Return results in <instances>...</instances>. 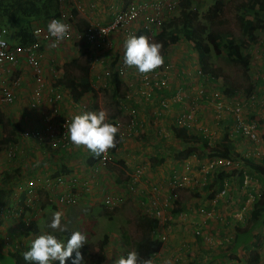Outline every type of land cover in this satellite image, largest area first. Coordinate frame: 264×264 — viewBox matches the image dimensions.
I'll list each match as a JSON object with an SVG mask.
<instances>
[{
  "label": "built area",
  "instance_id": "obj_1",
  "mask_svg": "<svg viewBox=\"0 0 264 264\" xmlns=\"http://www.w3.org/2000/svg\"><path fill=\"white\" fill-rule=\"evenodd\" d=\"M65 1L66 0H58L60 4L64 3ZM178 4L179 0H172L167 3L163 2L162 0H131L125 6L123 5L118 11H116L113 14L112 18L105 24L92 23L83 31L78 32L76 36L79 38L81 44L87 48L90 47L96 48V50L102 49L103 51H108L111 49V34L118 32L120 36L123 37V40H125L129 35H133V25L141 21L139 27L147 31L148 37L149 32L152 28H157L159 27V25H161V19L159 18V15L162 10L174 9L178 7ZM58 11L59 14L49 17L44 22L33 24L30 27L32 34L35 36V40L31 43H10L1 35L4 34L5 31L3 29L0 30V40L4 41V46H0V71H7L10 76L12 73V67L18 66L21 63H25L31 70V78L33 82L31 91L29 93H26V103L31 109H35L40 105L42 98H44L46 105L50 106L53 113H56V111L59 109L61 94L57 90L50 88V90H48V93L42 97L43 90L46 89L44 88L46 81L43 75L40 58L42 57L43 53L41 49L42 46H45L52 50H56L61 47L62 43L68 38L70 34V32L68 31L66 37L63 40L56 42L55 47L52 46L55 38L50 37L47 33V23L52 19H60L68 25V23L63 18L65 15V10L60 7ZM100 65L102 67V62H100ZM168 67L169 64L167 62L166 65H160L157 69L148 74H140L134 71V76H132V78L137 81L140 86H138L134 92H126L123 99L119 102V105L123 109H126L127 106L124 102L129 97H132V93L139 95L144 100H150L152 95L156 94V90L160 91L161 88H164L166 87V85H168V81H170L171 77V73L168 70ZM132 69L134 68H129L124 65L123 59L121 57L120 61L116 65H114L113 70H103L102 68V71L99 73L100 77L109 79V77H111V74L115 72L116 75L122 80L124 77L128 76L129 73H131L130 71H132ZM198 74H202L199 69ZM17 85H19V80L17 78L15 80H12L11 82L9 81L8 84L5 83V87L0 90V103L13 104L15 102L17 95H15L13 88ZM194 90L195 89H192L191 87L187 89L178 88L170 97H162L160 95L159 100L157 101L159 111L157 112L158 114L155 113L154 116L155 118L163 116V114L165 112L167 113V110H169V108L173 104H177L180 106L183 105L180 112L173 117L174 125L185 126L189 130H202L204 137L208 138V141L210 142V144H212V141H214L213 133L209 132L206 127L198 126V124H195V114L197 111L196 98L199 94L202 95L204 92L203 90ZM213 93H215L213 97H207L208 100L207 98L205 99L206 101H208V104L210 105L214 116L217 118V122H219L220 120L221 122L229 121L230 124L224 128L225 133H227V138L232 140V136H234V138L240 137L243 140L248 141L246 143L252 148L250 149L248 156L252 155L253 157H256L260 161V164L264 166V154L262 152L263 150H260V145L258 144L260 143L258 142L259 140L263 141L261 136L264 133V119L259 111L256 113L250 112V109H252V105L256 104L259 107L260 104H263L264 95L259 97L258 91L255 89L251 90L248 94L243 93L244 95H241L240 93H237L235 91L231 96L228 97L225 96L222 92ZM81 111H85V106H82L80 108V112ZM161 112L164 113L161 115ZM128 113L129 117L127 118V126L131 129L136 125L137 122L136 113L132 108L128 110ZM71 117L72 116L63 117L55 126L52 124L49 116H44L42 119V125L36 126L31 130L23 131L20 134V138H23L25 140H36L37 143L42 144L44 142L41 141L46 138L49 140L48 146L50 149L54 150L57 148H64L69 143L66 139L65 132L67 123L70 121ZM222 117H225L226 119L223 120L224 118ZM118 137H121V134H119ZM232 143L234 145V150L238 155L231 157L206 156L200 163H198L199 169L197 171V173L199 174L203 173L202 178L204 180H206L205 176L207 173L211 176L213 172L221 170H224L225 173L231 172L229 173L231 175L223 177L222 188L215 193L212 199L208 200L211 201V209L207 210L208 212L206 213V210L203 206L196 207L198 213L206 215V218L211 215L213 209L215 212L218 211L217 213L219 220L222 221V225L225 228V230L223 231L225 234L222 238L224 246H221V248L225 250L227 249V252H229L228 247L231 243V240L233 239L232 234L226 233L227 230H233L235 228L236 221L243 222L244 220L246 221L248 219L249 212L251 210L250 206L252 207L255 199V194L258 193H256L257 186L255 187L254 194L247 190V195L244 197L245 201H243L242 204H238L235 198V200L231 198L229 192L232 190V181L233 177H235L233 173L237 172L238 174H241L243 181V183L241 182L242 184H240L239 186H235L238 189V191L234 190L235 194H243L239 191H245L244 187L248 184L249 180V169L245 166L244 161H242V157L247 156L246 153L243 154L241 150H239L240 145H243V143H238L237 146L235 145V142ZM21 151L22 150L19 142H15L6 151V157L9 160L14 159L15 155L18 153L19 156V153H21ZM47 151L48 150H44V153L49 155L50 152ZM110 160L111 157L108 149L106 153L99 156L94 164L89 167V174L91 176L95 175L100 170V168L105 166L108 162H110ZM144 173L145 167L140 164L136 166L134 170L129 174L127 184L130 191L135 190L136 183L144 176ZM70 176L51 171L40 172L36 168H33L30 171V176L25 180V187H28L27 189L29 192L31 191L30 189L36 184H40L41 188L50 191L51 193H54L58 190V194L55 198L56 203L62 206H68L74 204L75 201H77V194L79 192L78 189L72 190L70 188L71 191L70 189L65 190V187L69 186L74 188L72 179L73 177L71 178ZM199 180L200 182L196 177L192 175V170H188V172L181 174H178L176 170L171 171L170 175L165 180L169 195L167 199H164V203L162 202V205L159 203V191H161L160 188L153 183L150 184V188H148V193L146 194L145 212L147 213L148 217L158 220L159 228L157 231V237L161 241H165L166 237L164 233H166V231L170 228L169 223L173 222L170 217L164 218V209L168 207V204H170V206L173 204V199L176 200L175 191L185 189L187 187L201 189L205 183L201 179ZM69 182L72 184L69 185ZM85 185L86 187H84ZM87 185H89L88 181L82 183L84 190H88ZM255 185L257 184L255 183ZM25 187L22 188L18 186L17 188H19V191H22ZM80 191H82V189ZM222 196L223 198H225L224 200L228 201L230 204L234 205L237 203L238 205L237 210L233 212V224L228 228L225 225V218H221L224 217V211L221 212L214 206L216 205L218 199ZM103 203L105 206L110 207V209L119 206L117 201L110 197H104ZM213 216H215V213H213ZM168 220L169 222L167 223L166 221ZM194 233L200 234V229L197 228ZM260 237L261 241L259 242V245L256 241L253 242L252 245H250V248L258 254H264V228ZM243 252H245V249L243 247H239L236 253V257H240ZM242 263L243 261H240L239 258H231L229 259L228 264Z\"/></svg>",
  "mask_w": 264,
  "mask_h": 264
},
{
  "label": "rangeland",
  "instance_id": "obj_2",
  "mask_svg": "<svg viewBox=\"0 0 264 264\" xmlns=\"http://www.w3.org/2000/svg\"><path fill=\"white\" fill-rule=\"evenodd\" d=\"M244 1L246 0H222V2L224 3V7L222 10V16L225 18V23L222 25H217L215 23L214 25L210 24V26H212V28L219 29L220 32H224L226 34L232 35L235 39H237L239 37L240 30H239V25L235 19L236 13L238 12L236 6ZM191 2H192V7H194L198 13H202L208 8L209 5H211L213 0H191ZM68 3L69 2H67V0L62 4L58 2V9L61 7L64 10H66L63 18L68 23V26H69V29H68V31L70 32L68 36L69 42L67 43L66 48L69 50L70 55L63 57L62 61H57L56 63L54 61L53 64L50 63L51 65L47 67L48 73L46 75V79L51 84L53 82L52 78L54 77V74H56L55 71L59 70L60 67L64 65L65 62L71 59H74L76 55L78 56L77 58H81V59L84 57L88 59L89 56L92 55L81 44H76L74 42V34L76 32H75V29L73 28L74 21L71 18V14H70L71 8L69 7ZM177 15H178V8H174L171 10H165V9L162 10V12L159 15V18L161 19V25H159V27L157 28L155 27L152 28L150 30L149 36L147 37L149 41L159 42L162 45L160 49L161 55L165 53L164 56L168 59V64H169L168 70L171 73V77H170V81H168V85H166V87L164 88H161L160 90L161 96L170 97L172 96L173 92L178 88L187 89L191 87L192 89H195L196 91L203 90L204 93L202 95L199 94L197 98L195 97L197 99L196 100L197 111L195 114V118H196L195 124H198V126L206 127L209 130V132L213 133V139L220 140L224 132V128L228 124V121L224 123L217 122V118L214 116V113L210 105L208 104V101H206L205 98L213 97L215 94L213 92H221V89H223L222 87H224L225 85H229L230 87H233V89L237 93H240L241 95L246 94L243 90H246L248 86H253L251 90L253 89L257 90L259 97L264 95V84H260L259 82V79L262 82H264V32L256 33L257 39L255 43H244V46L241 48V53L242 55L248 56V62L244 65L235 64L233 62H229L228 60L225 61L224 59H222V57L216 58L213 55V53L209 55V63L211 67L213 68V70L215 71V73H217L216 82L218 83L215 84L211 79H209L208 75L204 73H202L201 75L198 74L199 66L196 61V53L191 48L190 44H188L183 39H179V41H177L174 45H168L165 39L158 36L159 32L162 29H164V26L168 25L169 20L176 17ZM27 20H29L30 23L34 21V20L32 21L31 18H27L23 15H19L17 17L16 24H12L11 22H8L2 27L0 25V30L3 29L5 31L4 34H1L2 37L7 39L10 43H16L17 40L15 36L13 35L14 33L16 34L17 30L20 27H22L24 23L27 22ZM34 22H37V21L35 20ZM114 38H117V40L116 42L113 41L112 50H111L112 53L115 54L114 53L115 46L117 48L116 53H123V42L124 41H122L121 38L119 39L117 35L116 36L114 35ZM101 54L105 56V59L107 60V62L110 60L111 57L108 56V52H105V51H100L99 60L104 59L100 57ZM24 69L26 73L29 74L28 73L29 71L25 65H24ZM100 71H101V68L99 69V72ZM4 72H5V77L0 80V90L3 87H5L4 83H8V81L11 82L13 79L16 78V76L14 77H12L11 75L9 76L7 71H4ZM102 80H105V78H103ZM136 82L133 83L134 86L136 87L140 86V84ZM103 84L104 82L98 80L96 82V85H93V86H94V89L96 90L100 89V90H97L94 97L87 95L85 98H83V100H85L88 103V105L94 110H100V109L105 110L109 120H112L114 117H116L118 121L117 123V127L119 129L118 133L121 134V136H123L122 138H126L128 141L135 143L137 146L139 144L138 142H140L138 140H141V139L139 137L135 138L133 137V135L129 134L131 130L127 126V115L119 111V109L117 108L115 104V101H112V99L106 93V91L102 89L104 88ZM133 90L134 89H132V91ZM136 95L132 93V96H134V101L128 102L126 100V103H129V104H126L127 108L124 110V112H127L128 110L132 108L133 110H135L137 114L136 125H138L139 122H142L144 124V119H141L143 116L142 114H151L153 112L152 114L155 115V113L159 111L157 101L159 100L160 96H157V93H156L152 95L150 100H144L139 95H137L136 97ZM69 99H71V97L69 96L67 92L66 96H64L63 102H66ZM0 104L11 105V104H4V103H0ZM182 107L183 105L180 106V105L173 104L169 108V110H167L168 116L166 117L168 118L169 115L175 116L177 112L178 113L180 112ZM23 108H25V105L22 106V109ZM251 108L254 109V110L250 109L251 113H256L259 111L258 105L256 104L252 105ZM143 110L146 113H144ZM0 112H1V109H0ZM26 113H28V111H24V114ZM61 113L62 112L59 111V115L55 116V119L60 118ZM163 113L164 112H161L160 114L162 115ZM0 114L3 115L2 112ZM164 114H166V112ZM159 118L161 117L159 116ZM222 118H224L223 120L226 119L225 117H222ZM31 121L36 122L39 120H38V117L35 116V119H32V120L28 119L27 122L23 120V121H20V123L18 121H15L14 123H17L22 129V128L28 127L29 124H33ZM122 125L124 126L123 130L120 129V126ZM144 125L147 126L146 122ZM122 132H123V135H122ZM1 135H2V129H1V124H0V136ZM155 137L156 136H154V138ZM122 141H124V139ZM144 141L149 142L150 141L149 137L146 136V139H144ZM231 141L235 142L236 146L238 145V143L242 142L243 144H245L244 142H248L246 140H243L240 137L234 138V136H232ZM25 142H28V141L27 140L23 141L24 145L26 144ZM258 142H260L258 143L260 145L259 148L261 151L263 150L262 152L264 154V141L259 140ZM245 145L248 146L247 143ZM172 150H174V148H172ZM81 151H83L84 153V158H82L84 162L82 165L80 164V162H78L77 164H74V168H76L75 165H78L77 168L74 170L76 173V176H74L73 174L74 176L73 178L75 181L80 179L77 176V174L79 175V173L82 172L81 169L86 166L85 161L89 160V158L86 156V153H88L86 149L81 147ZM0 155H4L3 150L0 151ZM27 157L25 156L23 158V161H26ZM158 157H159L158 155L152 156V158H154L155 160H151L150 158L151 162L146 163L145 165H150L151 170L155 171L154 166L157 164L156 161ZM169 158L171 157L168 156L166 159H169ZM172 159H174V157ZM0 162H6V157L4 158L3 161H0ZM174 164L175 163H173L172 160H170L169 164H167L166 167L168 168L170 167L169 169L170 172L173 170L172 166ZM122 165L125 168V165L121 159H118L116 161L111 159L110 162H108L105 166L100 168L101 171H103V173L101 176H99V182L97 184L99 186L98 187L94 186L95 188L94 190H88L87 192H82V191L78 192L77 194L78 199L72 205H68V206L59 205L55 201V198H56L55 194L52 196V200H48L47 197H45L42 192H38L36 190L35 193L39 194L37 197L38 199L33 198L30 195H29V199L32 205L37 206V214H36L37 217L42 218V221L40 220L39 224L41 225L43 224V222L47 221L53 212L61 211L63 213L65 220L69 222L70 227L84 232L87 237V243H85L80 249L82 258L84 255H87V254H90L91 256L95 258L101 252L102 257H103L101 264H113V261L117 257L126 254L128 251H134L133 243L142 237H145L148 235L150 236L152 233L148 229V226L139 220V216H141L140 199H137V196L135 197V194H134L135 191L128 193V184H127L125 172L122 176L120 175V183L119 182L115 183L113 180L117 172V169L115 168L122 169L121 167ZM196 166H195V161L194 162L192 161L190 162V164H187V165L185 164H177V166L175 165V170L178 174L188 172V170L189 171L192 170V175L196 177L199 182H200L199 179H201L204 183L208 182V180H204L202 178L203 173L202 174L197 173L198 167ZM146 169H147V166H146ZM19 171L21 170H18V173ZM74 171H72L71 173H73ZM99 173L101 172H98V174ZM165 174L168 176V173H165ZM148 178L149 179L155 178L157 179L155 180L156 182L160 180V178L162 177L161 176L157 177V176L152 175ZM158 182L162 183L161 180ZM69 185H70V182H69ZM70 188L72 189L71 186L65 187L66 190ZM196 189L198 192L199 191L201 192V195L203 196V198H206V199L208 198L207 191H205L203 188H201L200 190L198 188ZM14 191L16 194L20 193L19 188H15ZM175 192H176V200L173 202L171 206H174L176 208L179 206L180 203H182L183 197L187 193L190 194L191 191L188 192L187 190H177ZM97 193H101V194L96 196ZM159 193H161V191H159ZM16 194H15V197H16ZM141 196L143 197V195ZM104 197H110L114 199L115 201H117L119 206L114 207L115 209L113 208L110 209V207L104 206L103 204ZM244 197L245 196L242 197L243 201H245ZM261 197L263 198L261 194H258L255 196V199L259 200L261 199ZM164 199H167V196L166 195L164 196L163 193L159 194V203L161 205L164 203L163 202ZM219 199L216 202V205L214 206L219 211L223 212V209H221L220 204L221 202L225 203L226 201L224 200L225 198H223V196L220 197ZM202 200H198L197 202L199 203ZM196 203H194L193 205H197ZM143 205H145V202L143 203ZM171 206L169 205L168 207H166V209H164V213H165L164 218L168 217V213H170V208H172ZM211 207H212L211 201H208L204 205L206 213L208 212L207 210L211 209ZM217 212L218 211L215 212L213 209V212L211 213V215L208 218L205 217L208 220L210 219L211 224L207 225L204 231H206L208 235H209V232H211V236L213 235L217 236V232L220 233L225 230V228L222 225V221L219 220ZM213 213H215V216H213ZM195 214H200V213L197 212ZM202 218H204V216L200 214V217H199L200 222L202 221ZM221 218H224V217H221ZM171 219L173 220V217H171ZM166 222L168 223L169 220ZM237 222L238 221H236V223ZM169 224H170L169 226L172 227L174 224L176 225L177 222L176 220H173V222H170ZM187 224L188 223H184L181 225L183 230L182 229L174 230V228L173 229L169 228L166 231V233H164L166 237L164 241V245H166V248H171V244L175 241L176 235L182 236V238H185L184 242H187L190 239H192L190 240L191 242H193V240H196V237H195L196 235L192 231V227L189 228L188 226H186ZM177 228H180V227H177ZM37 229L39 231L41 230L42 232L49 231V229L46 228V222H45V226H41V227L38 226ZM0 230H4V229L0 228ZM240 230H242V228H240ZM182 231H184L185 234H181ZM104 234L107 236V240H106L105 245L101 249H99L98 246ZM151 236H153V234ZM0 241H1V237H0ZM231 247H230V250H232L233 252L237 251L236 248L234 249V247L232 248ZM67 263L70 264V261H68ZM0 264H14V259L12 256H8V255H5V253L0 252Z\"/></svg>",
  "mask_w": 264,
  "mask_h": 264
},
{
  "label": "crops",
  "instance_id": "obj_3",
  "mask_svg": "<svg viewBox=\"0 0 264 264\" xmlns=\"http://www.w3.org/2000/svg\"><path fill=\"white\" fill-rule=\"evenodd\" d=\"M129 1L131 0H67V2H69L68 5L71 8V10L69 9L70 14H71V11L74 10L76 13L77 19H79V23H77L79 25H77L76 27L81 28V30H84L87 26L91 25L92 23L108 22L112 18L113 14L116 11H118L123 5H126ZM162 1L167 3L172 0H162ZM39 22L41 21H38L36 23L34 22L32 24H37ZM136 28H139L138 23H135L133 25L134 31L136 30ZM114 35L115 36L117 35L119 39L121 38L122 41H124L123 37L120 36L118 32H115L111 34V39H110L111 46L113 44V41L116 42L117 40V38H114ZM68 42H69V39L65 40L63 45L59 49H56V50H52L47 47L43 48V56H42L43 62L42 63L44 67L45 77L48 73L47 67L50 65L49 62L53 64L54 61L55 63L57 61H62L63 57L70 55L69 50L66 48L67 47L66 45ZM116 49L117 48L115 46L114 48L115 54H111V53L108 54V56H110L111 58L107 62V60L105 59V56L102 54L100 55V57L104 59L99 60V53L102 50L100 49L96 50V48H92L91 50L90 47L87 48L88 52L92 54L91 56H89V76H90L91 85H96V82L100 80L104 82L103 87L109 86L110 88V84L106 82L107 78L105 80H102L103 77H100V73H99V69L101 68L100 62H102L103 70L110 69L111 63H115L116 65L120 61V58H117L119 54L116 53ZM76 57L78 56L76 55L75 58ZM24 64L25 63H21L18 66L11 68L12 76L13 77L16 76V78H18L20 83L19 85L13 88L15 95H17L15 102L11 105L0 104V109H1V112L3 113L2 116H3V119H8L10 122L18 121L19 123L20 121H23V120L27 122L28 119H31V120L35 119V116H37L38 119L41 118V122L43 124V121H42L43 116L50 115V113H46L47 106L44 102V98H42L41 100V103H42L41 107L39 106L37 109H31L26 103V93H29L31 91L33 82H32L31 75L26 73L24 69ZM59 70H57V72L55 71L56 74L54 78L60 75ZM134 71L135 70L132 69V71H130L131 73H129L128 76L122 79L121 89L123 90V92L124 91L134 92L136 90L137 87L134 86L133 84L136 81L132 78V76H134L133 75ZM4 77H5V72L2 70L0 71V80ZM44 88L46 89L43 90L42 97L51 88V83H49L47 79H46ZM132 89L134 90L132 91ZM87 95H90V94L86 93V94L81 95L78 102H85L87 104V107H90L88 106V103L85 100H83V98H85ZM126 100L128 102H132L134 101V96L129 97ZM126 100L124 103L129 104V103H126ZM23 105H25V108L22 109ZM258 109H259V112L261 113V116L264 119V102L263 104L259 105ZM24 111H28V113L24 114ZM119 111L125 113L121 109H119ZM143 112L146 113L144 110ZM152 113L142 114L143 116L141 119H144V124L146 122L147 126H145L142 122H139L138 125L130 129L131 130V132H129L130 135H133V137L135 138L139 137L141 139V140H138L140 141L138 142L139 144L136 146L135 143H132L128 141L126 138H122L123 136H121V138L119 139L120 142H118L115 148V151L111 155L112 160L116 161L118 159H121L123 161L125 165L124 172L126 174L127 182L129 179V174L134 170L136 166L141 164L145 167L144 176L137 182V184L135 185V190H133L135 191L134 192L135 197L137 196V199H140L141 216L147 215V213L145 212L146 208H145V205H143V203L146 202V194L148 193V188H150V184H151L150 182L157 185L160 188L161 193H163L164 196L166 195L168 197L169 191L166 188V182L164 180H166L168 176L170 175V170H169L170 167L169 168L166 167L167 164H169L170 160H172L173 163H175L172 166L174 169H175V165L177 166V164H188V163L190 164V162L195 161V166H196L200 162L199 161L198 163H196L195 156H191L187 159H176L174 157L173 153L180 151V149L183 147V144L175 140V138L173 137L170 131L169 127L171 126V120L173 118V115L172 116L169 115V117L167 118L166 116H168V113H166L163 116H161V118L158 119L157 117L155 118V116ZM112 120H115L116 123H118L116 117H114ZM32 123L33 124H29L28 127L22 128V129L20 128L19 125L18 126H19V129L23 131L27 129H32L33 127L39 124L38 121L32 122ZM0 124H1V120H0ZM120 129L123 130L124 126L123 125L120 126ZM146 136L149 137V140H150L149 142L144 141V139H146ZM154 136L156 137L154 138ZM17 138L19 139L20 135L16 134V142H18ZM123 139L125 142L122 141ZM23 141L25 140L21 141L22 151L21 153H19V156L17 153L14 159H10V160L6 157V151L15 142H9V144L7 143L6 146L3 148L4 155H0V161H3L4 158L6 157V162H0V169H1L0 177L2 176V173L4 171H12L14 169L21 170L19 171V173L17 172L16 174H14V178L11 180V183H10V188L12 189V192L14 193H15L14 191L15 188H17L18 186L21 185L24 187L25 178L27 176H30V170L36 166H38L40 169L48 170L51 172L56 171L58 167L62 171L72 172L78 166V165H75L76 168H74V164H77L78 162H80V164L82 165L84 162V160H82V158H84V153L83 151H81L82 146L76 147L69 142L64 148L53 150L51 151L49 155H47L44 153V148L38 145L36 142L28 141V142H25L26 144L24 145ZM172 148H174V150H172ZM250 149H252L251 146L250 145L246 146L245 144L240 145V148H239V150H241L243 154L246 153V156L249 155ZM89 155L90 153H86L87 157H89ZM154 155L159 156L156 161L157 164L154 166L155 171L151 170L150 165H146L147 166V169H146L145 164L151 162L150 158L151 160H155L154 158H152V156ZM25 156L26 157L28 156V157L26 161H23V158ZM168 156H170L171 158L166 159ZM173 157L174 159H172ZM81 171L83 173L81 172L79 173V175L77 174V176L80 178L78 180L80 181L81 184L84 183L85 181H88L89 183L88 186L90 187V190H94L95 189L94 186L95 187L99 186L97 185L99 182V176H101L103 173L101 169L99 170V172L101 173L97 175H92V176L89 174V166H85L84 168L81 169ZM165 173H168V176ZM248 173H249V180H248V184L244 187L245 191H239L243 193L244 195L240 193L239 194L234 193V190L238 191L237 187L235 186H239L240 184L243 183V181H242L241 174H238L237 172L233 173L235 177H233V181L231 180L232 190L229 192V194L231 198L233 199L236 197L238 204H242L243 202L242 197L247 195V190L254 194L255 187L257 186L256 193L258 192V189H259L258 187L260 184V183L258 184V179L260 180L261 184L264 185V175L256 173V172H252L250 170H248ZM73 174L74 176H76L75 171L73 172ZM117 174L118 173H116V175L114 176V179H113L114 182H115V178ZM123 174L124 173L119 174V179H120V175L122 176ZM152 175L157 176V177L161 176L162 178H160V180L162 183L158 182L160 180L155 182V180H157L155 178H153L154 180L148 178ZM255 183L257 185H255ZM77 187H78V184L76 185V188ZM82 187H79L78 189H81ZM37 188H38V184L35 187H32L30 190L33 192ZM87 191L88 190H85V192ZM133 191H130L128 189V193L133 192ZM99 194L101 193H97L96 196H98ZM29 195L30 193H26V196L28 197H27V201L25 202L26 206L28 207L29 212L26 211L24 216L30 219V222H34L32 224L36 228H38V226L39 227L45 226L46 221L43 222V224L41 225L39 224V221L40 220L42 221V218L37 217L36 215L37 206H34L30 203ZM141 195H143V197ZM11 200L13 202H17L15 197H13V195L11 197ZM199 200H202V201L199 203L197 202L196 203L197 205H193L194 204L193 200L186 201L185 203H183L184 202V197H183L182 205H179V207H181L180 212L177 214H174V213L172 214L173 220H176L177 224L176 225L174 224L172 227H170L172 229L174 228V230L182 229L181 225L184 223H188L186 226H188L189 228L192 227L193 232H195L197 228L200 229V234L195 236L196 240H193V242H191L190 240L192 239H190L188 240L189 242L188 241L184 242L185 238H182V236L176 235L175 241L171 244V248H166V245H164V242L162 241V246L160 250L151 257L148 264H166V262H170V264H228L229 259L231 258L233 259L239 258L240 261L241 260L243 261L242 264H249L243 258V256L244 255L251 256L253 254L257 255L256 264H264V254H258L257 252H255L254 250L250 248V245H252L253 242L257 241L259 245V242L261 241V237L260 238L258 236L254 237L253 235L254 234L260 235V233H262L263 231L264 225L259 224L258 227L254 228L251 231L250 239H248L247 241H242L241 243L235 246L237 250L239 247H243L245 249V252H243V254H241L240 257H236L237 251L236 252L230 251L231 245L232 247H234V245L232 244L234 239L231 240V243L229 244V247H228L229 252H227V249L225 250L221 248V246H224L223 239H222L224 237L223 232H220V233L217 232V236L213 235L215 234L213 233L212 234L213 236H211V232H209V235H208L206 231H204L206 226L211 224L210 219L209 220L206 219L205 218L206 216L202 214L204 218H202V221L200 222L199 220L200 214H195V213L198 212L196 207L198 206L204 207V205L208 202V199L203 198V196L200 194ZM172 201L174 202L175 200L173 199ZM226 202L225 203L221 202L220 205H221V209H223L224 211L223 215L226 221L225 225L228 228L229 226L233 224V221H232L233 212L237 210L238 205L237 203L232 205L228 201ZM169 205L170 204H168V206ZM250 209H251V206H250ZM170 214L171 213H168V217L171 218ZM247 224H248L247 220L245 222L244 221L239 222V223L237 222L235 223V228L233 230H230V229L227 230L226 233L228 234L230 233L234 237L236 228L244 229ZM25 227L26 225H24V219L22 218V216L18 218L15 223H11L10 220L5 219V221L0 225V228L4 229V230H0V237H1L0 252H3L5 253V255H8V256H10V254H17L18 252L22 250L23 246L25 247L27 243L30 242L29 241L30 238H33L38 232L41 231L37 229V233H32V234L30 233L29 235L26 236V238H24L25 235L21 231L24 232ZM177 227H180V228H177ZM259 229H260V232H259ZM181 234H185L184 231H182ZM53 264H59V262L54 261Z\"/></svg>",
  "mask_w": 264,
  "mask_h": 264
},
{
  "label": "trees",
  "instance_id": "obj_4",
  "mask_svg": "<svg viewBox=\"0 0 264 264\" xmlns=\"http://www.w3.org/2000/svg\"><path fill=\"white\" fill-rule=\"evenodd\" d=\"M224 3L222 0H213L211 5L202 12L198 13L197 10L192 7L191 0H179L178 4V15L171 20H169L168 25L164 26L158 36L166 40L168 45H174L179 39L185 40L190 44L191 48L196 53V61L199 66L200 72L208 75L215 84L218 83L215 71L209 63V55L217 57H222L225 61L233 62L235 64L244 65L248 62V56L242 55L241 48L244 43H255L257 32H264V0H246L238 4L237 13L235 19L239 25V37L235 39L232 35L220 32L217 28H212L210 24L222 25L225 23V18L222 16V10ZM59 14L58 11V0H0V25L1 27L8 22L12 24L17 23V17L23 15L27 18H31L33 21L44 22L50 16ZM73 20L75 21V28L79 19L76 17L74 10L71 11ZM33 21V22H34ZM31 22V23H33ZM29 20L20 27L16 34L14 33L17 43L27 44L35 40V36L32 34L30 27L32 24ZM36 23V22H35ZM134 35H147V31L144 29H137ZM45 46H42L43 51ZM163 56V63L161 65H166L168 59ZM223 55V56H222ZM115 63H111L110 69L112 70ZM60 75L53 82L54 86H61L68 89L72 99L77 101L81 95L86 93H92L95 96L96 91L91 85L89 76V61L87 58H74L60 67ZM260 84H264L259 79ZM186 84V83H185ZM121 79L116 75L115 72L112 73L110 78V88L106 89V93L110 96L112 101L118 105L119 99L123 98L125 92L121 89ZM222 87V86H221ZM221 92L225 96H231L235 91L233 87L225 85L222 87ZM252 89V86H248L246 90H243L246 94ZM161 91L156 90L157 96H160ZM178 113V112H177ZM174 116V115H173ZM2 135L0 136V151L9 142H16V134L20 131L17 123L10 122L8 119H3L0 114ZM170 131L175 138V140L181 142L183 147L180 151H177L175 157L177 159H186L191 155H195L198 159L209 157H231L238 155L234 150L233 143L227 138V133H223L220 140L212 141L210 144L208 138H205L202 130L194 129L190 131L185 126H173L171 125ZM262 139L264 140V134H262ZM117 136L115 138V146L110 148V154L115 151L117 146ZM96 157H89V163L95 161ZM245 164L251 169L252 172H256L264 175V167L259 164H255L250 159L244 160ZM117 169V176L115 182H120L119 174L124 173V166ZM18 172V169L12 171H4L0 177V225L6 220H10L11 223H15L18 218L22 216L24 219L25 237L30 233H37V228L33 226L30 219L25 217L28 207L26 206L27 196L25 194H20L17 202L11 200V196L15 193L12 192L10 188L11 180L14 178V174ZM233 172V171H232ZM231 172L225 173L224 170L206 174L205 178L208 180L202 187L207 191L208 199H212L216 192L222 188L223 177L231 175ZM190 194L184 196V202L193 200L196 203L200 199L201 192L194 189H187ZM264 198V187L261 192ZM14 197V196H13ZM254 199L252 204V209L250 212V217L248 219L247 226L240 230L236 228V232L233 237L234 248L237 244L242 241H247L250 239V233L254 227L259 224L264 223V200ZM179 205H182L180 203ZM181 210V207H172L170 209L171 214H177ZM139 220L148 226L153 236H145L133 243V249L136 251L143 261L149 262L151 257L157 253L161 246L162 241L157 237V231L159 228L158 220L155 218H150L146 216H139ZM238 229V230H237ZM199 235V234H195ZM198 237V236H197ZM252 237V236H251ZM107 240V236L104 234L99 243V249H101ZM25 241V240H24ZM30 241V240H29ZM27 250L25 246L17 254H10L14 259V264H29V262L23 259V252ZM233 252L232 250H230ZM243 258L248 261L249 264L257 263V255L253 254L251 256L244 255ZM103 257L101 252L97 257H93L90 254L83 256V264H101Z\"/></svg>",
  "mask_w": 264,
  "mask_h": 264
},
{
  "label": "clouds",
  "instance_id": "obj_5",
  "mask_svg": "<svg viewBox=\"0 0 264 264\" xmlns=\"http://www.w3.org/2000/svg\"><path fill=\"white\" fill-rule=\"evenodd\" d=\"M137 23L140 26L141 21H139ZM99 24H105V23H99ZM74 25H75V23H74ZM73 28L75 29V32H76V33L74 32L75 33L74 34V42L76 44H81L79 38L76 35L78 34V32H81L83 30L76 29L75 26ZM46 29H47V33L49 34V36L55 38V40L53 41V45H52L53 47H55L56 42L61 41L66 37V35L68 33L69 26L65 22H63V20L52 19L51 21H49L47 23ZM137 29H141V28L139 27V28H136V30ZM136 30L135 31L133 30L134 31L133 35H129L124 40V42H123V53H118L119 56L117 58L121 59V57H122L124 65H126L129 68H134L137 73L148 74V73L152 72L153 70L157 69L163 63V56L161 55V52H160L162 45L159 42L149 41L147 39V35L146 36L134 35ZM149 34H150V32H149ZM67 39H69V38H67ZM63 43H62V45H63ZM0 46H4V41L0 40ZM82 46L85 47L84 45H82ZM85 48L87 49V47H85ZM91 50H92V48H91ZM100 50H102V49H100ZM111 50H112V46H111L110 50L105 51V52H108V54L109 53L113 54ZM114 53H115V51H114ZM42 56H43V53H42ZM40 59H41V66H42L43 75H44V67H43V63H42L43 62L42 57ZM87 60L89 61V58ZM49 64H50V62H49ZM24 65L26 66V68L29 71V74L31 75L30 68L26 64H24ZM101 70H102V67H101ZM11 76H12V73H11ZM54 76H55V74H54ZM44 78L46 81L45 76H44ZM56 78H54V77L52 78L53 82H55ZM110 78L111 77H109V79L107 78V81H106L109 84H110ZM15 79H13V80H15ZM53 82L51 84V88L57 90L61 94V100L59 101L60 106H59V109L56 111V113H53L50 106L46 105L47 106L46 113H50V115H45V116H49L52 124L55 126L59 123V120H61L63 117L72 116L70 121L67 123V128H66V132H65L66 139L72 145H74L76 147L82 146L84 149H86V151L88 153H90L89 157L90 156L96 157V160H97V158L99 156H101L102 154L106 153L108 149H109V153H110V148H113L115 146L116 136H117V142H120L119 139L121 138V137H118L119 129L117 127L116 121L115 120H109L107 117V113L103 109L94 110V109H91V107H87V104L85 102H78L79 99L77 101H74L72 99L68 89L61 87V86H55L54 87ZM19 83H20V81H19ZM93 88H94V86H93ZM108 88H109V86H106L102 89L106 90ZM252 88H253V86H252ZM94 90H96V89H94ZM97 90H100V89H97ZM67 92H68L69 96L71 97V99L67 100L68 102L67 101L63 102L64 96H66ZM47 93H48V91L46 92V94ZM89 94H90V96H92V93H89ZM92 97H94V96H92ZM122 99L121 98L119 99L118 105H116V106H117V108L124 111L125 109H123L119 105V102ZM41 105H42V103H40L39 106L41 107ZM82 106H85V111L80 112V108ZM37 108H35V109H37ZM59 111L62 112L61 117L58 119H55V116L59 115ZM125 113H126L127 118H128L129 117L128 111ZM136 116H137V114H136ZM38 120H39L38 121L39 124L36 126L42 125L41 118ZM171 125H174V119L173 118L171 120ZM227 125H229V121H228ZM27 130H31V129H27ZM23 131H25V130H23ZM23 131H21V129H20V131L17 132V135H20ZM261 138H262V136H261ZM17 140L19 142V145L22 146L21 141L25 140V139H21V138L18 139L17 138ZM27 141H33V142L37 143L36 140H32V139H30V140L28 139ZM214 141H217V140L214 139ZM41 142H44V143L43 144L37 143V144L42 146L44 148V150H48L47 152H50V153H51V151H53L48 146L49 145L48 139L44 138V140ZM57 149H60V148H57ZM57 149H54V150H57ZM176 153H173L174 157H175ZM112 154H110V157ZM191 156H193V155H191ZM246 159H250L255 164H259L260 166L264 167L263 165L260 164V161L256 157H253L252 155L247 156V157H242V161H244ZM195 160H196V162H199V161L201 162L203 160V158L198 159L195 156ZM95 161H92L89 163V160H88V161H85V164H86V166L90 167L94 164ZM244 164H245V162H244ZM245 166L251 171V169L246 164H245ZM196 167H198V169H199L198 165ZM34 168H36L40 172H42V171L43 172H50L48 170L40 169L38 166H36ZM172 169L175 170L173 167H172ZM198 169H197V171H198ZM53 172L64 174L67 176L71 175L70 176L71 178L74 177L73 173H71L69 171H62L59 169V167H58V169H56V171H53ZM98 172L95 175H97ZM28 177L29 176H27L25 178V180ZM72 179H73V186H74V188H72V190H75V189H78L79 187H82V184L80 183L79 180L75 181L74 178H72ZM70 184H72V183H70ZM77 184H78V187L76 188ZM258 184L260 187H259V191L256 195L261 194L263 187H264V185L261 184L259 179H258ZM19 187L23 188V186H21V185ZM24 187H25V185H24ZM84 187H86V185ZM84 187L81 188L82 192H85ZM87 187H88V190H90V187L88 185H87ZM27 188L28 187H25L22 191H20L19 194L15 193L17 199L15 197V194L13 195L15 197L16 201L18 200V197L20 194L26 195V193H30L31 197L38 199L37 197L39 194L35 193L36 190L38 192H42L44 194V196L47 197L48 200H52V196L54 194L57 196V194H58V190L55 191L54 193H51L50 191H47V190H44L43 188H41L40 184H38V188L35 189L33 192L32 191L29 192ZM81 189H78L79 192H81L80 191ZM187 189H194V188L187 187L183 190H187ZM194 190H196V189H194ZM113 209H115V208H113ZM251 209H252V207H251ZM250 212H251V210H250ZM250 212H249V217H250ZM170 215H172V214H170ZM172 217H173V215H172ZM249 217H248V219H249ZM248 219H247V221H248ZM261 225H264V223ZM261 225H260V227H261ZM258 226H256V227H258ZM256 227H254V228H256ZM46 228L49 229V231H45L42 233L38 232L33 238H30V242H28L26 245L27 250L23 252V259L25 261L29 262V264H53L54 261L59 262V264H68L67 263L68 261H70V264H83V258L81 256L80 249L85 243H87V237H86L84 232H82L78 229L71 228L69 225V222H67L65 220L63 213L61 211H55L51 214L50 218L46 221ZM259 232H260V229H259ZM253 236L254 237L258 236L260 238L261 233H260V235L254 234ZM23 248H24V246H23ZM113 264H148V262L141 260V258L139 257V255L136 251H128L126 254L117 257L113 261ZM166 264H170V262H166Z\"/></svg>",
  "mask_w": 264,
  "mask_h": 264
}]
</instances>
